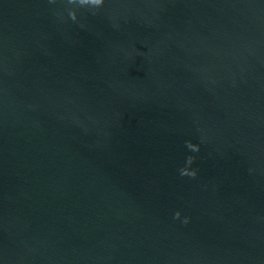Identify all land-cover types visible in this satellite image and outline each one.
Returning <instances> with one entry per match:
<instances>
[{
  "label": "water",
  "instance_id": "1",
  "mask_svg": "<svg viewBox=\"0 0 264 264\" xmlns=\"http://www.w3.org/2000/svg\"><path fill=\"white\" fill-rule=\"evenodd\" d=\"M0 264H264V0H0Z\"/></svg>",
  "mask_w": 264,
  "mask_h": 264
},
{
  "label": "clouds",
  "instance_id": "2",
  "mask_svg": "<svg viewBox=\"0 0 264 264\" xmlns=\"http://www.w3.org/2000/svg\"><path fill=\"white\" fill-rule=\"evenodd\" d=\"M67 2H68V4L78 5L80 7H99V6L103 5L104 0H67ZM69 16H70V18L73 21H75L77 19L76 11L75 10H72V9H69ZM187 146H188V148H190V149H192L194 151H198L199 150L198 146L192 144L191 142H187ZM193 159L194 158L189 157L188 163H191ZM183 174L190 175L192 177H195L196 172L195 171L189 172L187 170H184ZM179 216H180V213L177 212L175 214V217L176 218H179ZM185 223H187V219L185 220Z\"/></svg>",
  "mask_w": 264,
  "mask_h": 264
}]
</instances>
